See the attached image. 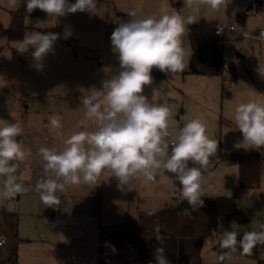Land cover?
I'll return each mask as SVG.
<instances>
[{
	"label": "clouds",
	"instance_id": "1",
	"mask_svg": "<svg viewBox=\"0 0 264 264\" xmlns=\"http://www.w3.org/2000/svg\"><path fill=\"white\" fill-rule=\"evenodd\" d=\"M14 6L16 0H9ZM193 13L199 4L213 10L226 6L227 0H185ZM26 11L40 9L48 16H64L69 13H95L96 0H24ZM131 19L119 24L111 34V44L116 53L120 70L111 78L102 81V88L93 87L82 100L85 116L94 119L93 131H74L64 140L62 150L41 147L38 155L44 163L47 179L37 181L35 191L40 200L51 207L59 203L56 195L68 185L94 184L104 170L126 185L130 178L143 177L153 181L157 172L163 170L174 174L179 182L184 200L190 205H203L201 193L202 172L210 165V157L217 152L218 141L206 134L202 117L186 122L171 144L169 135L171 109L167 103H152L143 95L144 87L152 83L153 68L164 73L184 72L186 52L181 37L185 25L195 22V17L186 18L178 13L169 14L161 8L158 18L140 16L130 12ZM59 34L26 32L19 41L17 52L24 54L34 49L31 56L36 67L42 68L43 58L53 49ZM71 35H65L67 39ZM258 39H264V32ZM233 121L242 133L243 142L251 148L264 147V102L250 100L239 103ZM49 127H62L59 116L49 117ZM22 133L18 122L3 121L0 124V177H4L0 197L13 198L29 189L18 182L15 175L17 163L25 160L27 153L17 140ZM189 162L193 166H189ZM171 179V178H170ZM173 180V179H171ZM235 226L232 224L231 229ZM257 243H264V231L244 232L240 239L233 230L221 234L219 246L227 249L219 256L223 261L237 248L242 255H250ZM154 264H170L162 248L153 253ZM153 264V262H150Z\"/></svg>",
	"mask_w": 264,
	"mask_h": 264
},
{
	"label": "crops",
	"instance_id": "2",
	"mask_svg": "<svg viewBox=\"0 0 264 264\" xmlns=\"http://www.w3.org/2000/svg\"><path fill=\"white\" fill-rule=\"evenodd\" d=\"M21 2L16 0L12 6L9 0H0L3 10L0 17V124L3 121L18 122L22 127L17 140L27 155L24 161L15 162V175L18 182L29 190L18 194L17 201L14 197H0L5 210L19 214L16 234L0 213V236L6 239L0 245V264H97L104 253L101 230L109 226V221L98 200L100 186L98 189L95 186L100 182L107 191H112L114 183L110 171L104 170L94 184L82 182L66 186L56 193L59 203L49 207L35 191L37 181L48 178L38 149L62 150L64 140L72 132L93 131L97 127L94 119L86 118L82 100L93 87L101 89L102 81L120 70L118 53L114 51L110 38L119 24L131 19L130 12L158 18L162 7L169 14L187 10V16L193 15L195 23L203 24L204 18L223 10L228 0L226 6L222 5L218 10L199 4L196 13L187 7L185 0H96L95 13L77 11L64 16H48L42 11L39 15H29L26 32L59 34L52 51L43 58L40 69L31 56L34 49L29 48L23 55L18 53L16 48L21 39L10 40L5 33L10 25L11 11L19 8ZM69 3H75V0H69ZM68 32L71 35L65 39ZM198 44L193 54L198 50ZM178 74L197 76L193 78L198 79L202 90L206 87L213 94L222 91L221 75L191 72L189 64L184 72L151 73L152 83L144 87L142 94L149 98L148 93L152 89L154 101L159 104L158 93L163 91L164 103L172 109L169 92L176 86L170 83L169 78ZM202 99L206 103L209 101L207 96ZM52 115L60 117V129L49 127ZM44 130L46 136L41 138ZM3 181L4 177H0V191L3 190ZM73 195H79L81 199L78 196L73 199Z\"/></svg>",
	"mask_w": 264,
	"mask_h": 264
},
{
	"label": "rangeland",
	"instance_id": "3",
	"mask_svg": "<svg viewBox=\"0 0 264 264\" xmlns=\"http://www.w3.org/2000/svg\"><path fill=\"white\" fill-rule=\"evenodd\" d=\"M2 11L0 8V17ZM176 13L185 17L188 12L179 10ZM237 20L240 21L238 30L246 28L251 34L258 35L259 29L264 27V0H228L223 10L212 17L204 18L203 24L194 22L185 25V34L181 37L182 47L186 52L185 63L189 66V58L196 50L195 46L198 42H202L205 36L212 35L219 25L234 23ZM217 22H219L218 26H216ZM222 52L225 62L229 64V68H226L227 91L224 95L222 91L213 94L206 87L202 90L198 79L193 78L197 76L185 77L183 74H178L169 78L170 83L176 86L169 92L170 100L173 102L169 117V133L176 137L179 128L186 122L202 117L206 125V134L218 141L217 152L209 158L210 165L202 172L201 178L202 197L218 198L220 202L218 235L205 241L200 264H219L218 245L225 230L235 231L237 237L244 232L264 231V167L257 193L243 190L241 193L239 192V160L231 156V154H250L261 150L242 143L243 136L233 121V114L239 103H247L250 100L264 102V41L256 37L243 35L237 37L231 34L227 37ZM155 74H163V72L159 71ZM220 77L222 81L223 78ZM233 81L237 86L235 90L231 88ZM148 96L149 101L155 103L152 89ZM158 96L159 103H164L163 91L162 94L159 92ZM204 96L209 98L210 103L202 101ZM44 136H46L45 130L41 138ZM168 137H165L167 142ZM112 183H114L112 191H107L100 182L95 186L97 189L100 186L101 196L98 200L103 214L109 221L108 225L112 227L111 232L115 231V227H131L142 209L160 208L165 200L171 198L179 200L178 202L184 199L174 174L163 170L156 173L153 181H146L142 176L133 177L126 185L118 186V179L112 176ZM75 196L81 199L79 195H73L72 198L74 199ZM14 200L17 201V195ZM0 202L2 203L1 200ZM235 212L243 214L245 219H231L230 216ZM233 223L235 226L231 229ZM102 256L107 264H146L140 261L128 238H121L115 244L107 243ZM260 257H264V248L260 250ZM256 262L255 258L233 252L227 257L225 264H256Z\"/></svg>",
	"mask_w": 264,
	"mask_h": 264
},
{
	"label": "trees",
	"instance_id": "4",
	"mask_svg": "<svg viewBox=\"0 0 264 264\" xmlns=\"http://www.w3.org/2000/svg\"><path fill=\"white\" fill-rule=\"evenodd\" d=\"M41 12L40 9H35L28 13L24 0H22L19 8L10 13V25L5 31L9 39H22L27 29V17L39 15ZM222 48L218 37L204 38L198 44V50L191 57L190 71L221 75L223 78L222 94L224 95L227 91V74ZM208 64H211V67L206 69ZM158 72V69L153 68L152 73ZM231 156L239 160V192L242 193L243 190L257 193L264 167V147L250 154L237 153ZM201 199L203 200L202 206L196 204L189 209L180 208L182 200L178 202L179 200L173 198L167 199L160 208L140 210L138 218L131 227H115L114 232L110 231L112 228L110 226L103 227L100 234L102 252L107 243L115 244L121 238H128L143 263L153 262L154 264L153 253L157 248H162L170 264H200L205 241L218 235L220 211L218 198L201 197ZM0 213L18 234L19 214L5 210L1 202ZM230 218L243 220L245 216L235 212ZM237 239L239 240L240 236ZM262 248H264V243H257L250 255H242L239 248L235 253L257 259L256 264H264V257H260ZM227 251L218 245L219 256ZM226 259L227 257L223 261L219 260V264H225ZM97 264H107V262L101 256Z\"/></svg>",
	"mask_w": 264,
	"mask_h": 264
},
{
	"label": "built area",
	"instance_id": "5",
	"mask_svg": "<svg viewBox=\"0 0 264 264\" xmlns=\"http://www.w3.org/2000/svg\"><path fill=\"white\" fill-rule=\"evenodd\" d=\"M257 13H260V10L257 11ZM238 29H239V22L238 21H236L234 23H223V24L219 25L218 27H216V29L214 30V33L212 35L205 36V38L218 37L219 43L221 44V46H223L227 37L231 34H234L237 37L243 35V36H252V37L257 38L261 35L262 32H264V27H262L258 31V35L251 34L249 30H238ZM261 40L264 41V39H261ZM225 68H229L228 62H225ZM231 88L232 89L236 88L235 81L231 82ZM174 139H175L174 135H169L168 143L171 145L172 142L174 141ZM5 242H6L5 237L1 235L0 236V245H3Z\"/></svg>",
	"mask_w": 264,
	"mask_h": 264
},
{
	"label": "water",
	"instance_id": "6",
	"mask_svg": "<svg viewBox=\"0 0 264 264\" xmlns=\"http://www.w3.org/2000/svg\"><path fill=\"white\" fill-rule=\"evenodd\" d=\"M210 67H211V64L206 65V69H209ZM179 206L181 209H189L192 207V205H190L188 201L184 199L181 201Z\"/></svg>",
	"mask_w": 264,
	"mask_h": 264
}]
</instances>
